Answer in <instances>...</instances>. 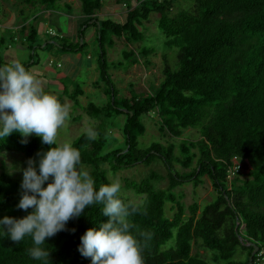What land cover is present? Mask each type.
<instances>
[{"label": "trees", "instance_id": "trees-1", "mask_svg": "<svg viewBox=\"0 0 264 264\" xmlns=\"http://www.w3.org/2000/svg\"><path fill=\"white\" fill-rule=\"evenodd\" d=\"M18 1L47 11L62 0ZM106 1L81 0L87 19L78 32L82 45L66 38L55 40L63 52H83L86 30L94 27L97 31L98 72L100 82L108 84L110 100L107 107L87 106L88 116L100 122L92 128L96 138L89 140L83 134L73 144L81 153L82 165L90 168L97 190L111 182L109 172L160 164L167 171L165 189L153 186V182L166 181L155 172L140 182L125 180L127 190L144 196L142 203H135L139 214L131 217L140 230L152 233L142 252L144 264H251V259L252 264H264L257 262L264 253V0H117L126 8L123 19L101 18ZM178 1L193 2V7L177 10ZM152 14L159 15L157 26L164 45L179 49L177 67L172 68L164 56L157 90L119 101L105 47L108 40L112 45L113 38L124 39L131 50L123 52L118 67L138 65L142 57L144 65L151 67L148 59L154 50L132 48L145 41L141 27ZM26 30L23 25L19 36L33 44L29 50L34 53L22 64L31 71L39 64L31 63L36 55V33L25 37ZM6 65L10 64L0 59V67ZM82 95L79 85L72 93L68 88L62 91V97L77 105ZM151 115L158 117V130L165 141L141 148L139 139L146 133L142 120ZM119 116L126 117L122 146L105 152L109 132L101 120ZM189 130L197 132V140L183 139ZM21 139L18 132L0 138V153L15 151L27 161L50 147L39 137L30 136L26 144ZM244 165L246 175L242 174ZM177 166L191 171L179 174ZM205 177L216 198L201 210L197 204L182 203L175 191L186 183L198 187ZM20 184L8 174H0V219L28 214L16 207ZM119 197L127 203L121 192ZM102 207L86 208L84 215L68 222L67 231L46 240L42 247L51 252V264H91V258L82 256L78 248L87 229L107 221ZM32 246L31 237L16 244L0 227V264H41L28 255ZM256 247L259 250L251 258Z\"/></svg>", "mask_w": 264, "mask_h": 264}, {"label": "rangeland", "instance_id": "rangeland-1", "mask_svg": "<svg viewBox=\"0 0 264 264\" xmlns=\"http://www.w3.org/2000/svg\"><path fill=\"white\" fill-rule=\"evenodd\" d=\"M116 1L107 0L104 3V11L100 13L101 18L105 16V18L123 19L126 8L124 5H118ZM191 7H193V2L190 1H178L176 3L177 10H187ZM158 19L159 15L152 14L148 22H143L141 30L145 33L146 39L143 43L136 44L132 48L137 49L138 46L152 48L154 54L148 59L152 63L151 67L144 65L143 57L138 65L129 66L127 64L124 67H118V63L123 62V52L131 50V47L124 39L113 38L114 43L112 45L109 44L110 40L107 42L105 50L109 74L118 92L117 99L119 101L129 98L134 93L147 95L157 90L162 81L161 68L164 56L168 57L172 68L177 67L179 49H172L164 45V37L157 26ZM86 21L87 19L82 13L81 0H62L57 3L53 10L47 11L43 8L36 10L34 7L21 4L18 0H0V59L10 65L15 62L22 64L30 59L34 52L30 51L29 48L33 44L23 41V38L19 36V30L24 25L27 28L25 37H32L33 32L36 33V43L34 44L36 55L31 63L35 61L39 64L30 72L41 82L44 92L60 99L64 88H68L71 93L74 92L76 85L82 88L83 95L78 98V105L69 98L62 97L63 104L69 106V116L64 125L58 129V145L70 143L73 146L79 137L87 134L88 129H92L97 123H100L88 116L86 108L89 104L107 107L110 100L106 96L108 84L100 82L98 72L101 50L97 41L96 29L90 27L86 30V45L83 52H63L55 44L57 38H66L72 44L80 43L82 45L83 39L79 37L78 32L80 29H84L81 27L85 25ZM14 39L15 42L12 41ZM125 122V116L101 120L109 132L107 135L108 148L105 152L122 146ZM142 123L146 127V133L139 139L141 148H147L153 143L165 141L158 130V117L156 115L144 117ZM31 136L37 137L35 134ZM183 139L197 140V132L194 130L186 131ZM177 141L180 142V140ZM21 166H27L22 154L15 151L0 153V174L6 173L15 181H22V172L14 171ZM83 168L88 172L90 171L87 166H83ZM106 168L109 166L107 165ZM10 170H13L12 174H9ZM176 170L180 172L179 174L191 171L182 169L181 166H177ZM152 172L166 180L153 182V186L156 189L167 188V171L160 164H153L149 167L137 165L124 169L117 174L109 172V179L120 182V192L126 202L142 203L144 196L127 190L125 180L140 182ZM247 173L248 169L244 165L242 174L246 175ZM175 194L179 197L182 196V203L185 205L197 204L200 210L217 196L208 177H205L203 183L198 187L192 183H186L182 188H178ZM171 207V204L168 205L170 217L172 216ZM201 254L208 256L204 251H201ZM209 254L212 255L211 252Z\"/></svg>", "mask_w": 264, "mask_h": 264}, {"label": "clouds", "instance_id": "clouds-1", "mask_svg": "<svg viewBox=\"0 0 264 264\" xmlns=\"http://www.w3.org/2000/svg\"><path fill=\"white\" fill-rule=\"evenodd\" d=\"M68 116L69 106L45 93L41 82L23 64L0 67V138L18 132L20 142L26 144L35 134L42 144L50 146L29 158L26 167L14 170L23 174L16 207L28 214L4 216L0 227L16 244L31 237L33 246L27 249L28 255L41 264H51V252L42 247L46 240L67 231L68 222L84 215L86 208L102 205L107 221L85 231L78 251L91 258V264H144L142 252L152 233L140 230L131 219L140 209L119 197L120 182L102 184L97 190L94 178L83 168L78 149L70 143L53 147ZM87 137L94 140L96 132L88 129Z\"/></svg>", "mask_w": 264, "mask_h": 264}, {"label": "built area", "instance_id": "built-area-1", "mask_svg": "<svg viewBox=\"0 0 264 264\" xmlns=\"http://www.w3.org/2000/svg\"><path fill=\"white\" fill-rule=\"evenodd\" d=\"M60 66V65H59ZM232 174V173H231ZM233 175V174H232ZM259 260L257 261L258 263H260V262H262V261H264V253H260L259 254Z\"/></svg>", "mask_w": 264, "mask_h": 264}, {"label": "water", "instance_id": "water-1", "mask_svg": "<svg viewBox=\"0 0 264 264\" xmlns=\"http://www.w3.org/2000/svg\"><path fill=\"white\" fill-rule=\"evenodd\" d=\"M258 250H259L258 247H256L255 252L252 254L251 258H253L255 256V254L258 252ZM251 264H252V259H251Z\"/></svg>", "mask_w": 264, "mask_h": 264}, {"label": "crops", "instance_id": "crops-1", "mask_svg": "<svg viewBox=\"0 0 264 264\" xmlns=\"http://www.w3.org/2000/svg\"><path fill=\"white\" fill-rule=\"evenodd\" d=\"M27 61H28V60H27ZM24 62H25V61H24ZM24 62H23V63H24Z\"/></svg>", "mask_w": 264, "mask_h": 264}]
</instances>
